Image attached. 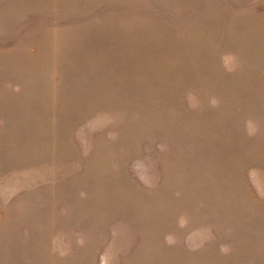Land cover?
Segmentation results:
<instances>
[{"label":"rangeland","instance_id":"obj_1","mask_svg":"<svg viewBox=\"0 0 264 264\" xmlns=\"http://www.w3.org/2000/svg\"><path fill=\"white\" fill-rule=\"evenodd\" d=\"M0 264H264V0H0Z\"/></svg>","mask_w":264,"mask_h":264}]
</instances>
